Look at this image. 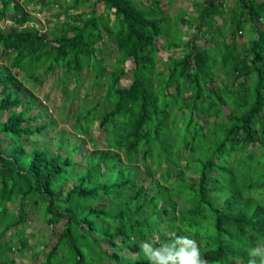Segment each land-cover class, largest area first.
Segmentation results:
<instances>
[{"label":"trees","instance_id":"1","mask_svg":"<svg viewBox=\"0 0 264 264\" xmlns=\"http://www.w3.org/2000/svg\"><path fill=\"white\" fill-rule=\"evenodd\" d=\"M225 5L172 21L161 0H0V264L27 251L28 211L50 230L39 264H148L140 243L176 235L207 264H248L264 243V0ZM54 7L47 31L32 13ZM57 68L76 122L51 151L56 119L30 87ZM92 76L96 102L74 103Z\"/></svg>","mask_w":264,"mask_h":264},{"label":"rangeland","instance_id":"2","mask_svg":"<svg viewBox=\"0 0 264 264\" xmlns=\"http://www.w3.org/2000/svg\"><path fill=\"white\" fill-rule=\"evenodd\" d=\"M138 3L143 2V0H136ZM192 1L193 0H161L162 6L167 10V14L170 16L171 20L173 21L174 18L178 13H180L183 10H188L191 12L193 15L196 13L193 12V6H192ZM233 4V0H226V7H229ZM38 5L36 4H31L28 6V9L32 10L37 8ZM98 12H101L103 9L102 4L98 5ZM89 9V8H88ZM60 12V8L54 7L51 8L50 10L44 11L43 13H36L33 12L32 15L38 17L39 22L38 25H42L43 27H46L47 31L52 28L56 22L57 19L59 18L62 20L65 15L64 13H60L61 15L57 17V15ZM218 21H221V18H218ZM8 28H11L14 26L10 21H5L3 26H6ZM179 22V26H181L185 31L187 30V26ZM188 32V31H186ZM187 37L185 36V39ZM247 39V34L244 35V37L241 39L242 41H246ZM198 44H203L208 46L209 43H206L204 41L203 37H200L198 40ZM165 54V53H164ZM8 61V55L6 53H1L0 54V64H5ZM131 62L127 61L125 64V69L130 68ZM158 66L160 68H164V66L161 64V62H158ZM109 70V68H108ZM61 72V69L57 68L56 71L50 73V74H45L44 75V83L42 86H35V88L32 86L30 89H32V92L38 94L40 96L41 102L47 106L49 113L44 116V119H51L54 117L56 119V125L55 129L48 128L45 132V137L46 138H51V145H50V150H54V143L56 142V135L61 132V131H66V132H74L72 130V126L76 122L75 118H65L62 119L61 113L64 112L65 110H69L71 103H72V97H67V95L62 91V89L59 88V86L55 83L56 79L59 77ZM129 73L127 76H124L122 78L121 84L122 85H128L130 83V77ZM93 76L91 77L90 80H87L85 83L81 84H71L69 87L70 88H77L78 87V92L76 93L74 103L80 104V102L83 103V107H87L91 103L96 102L95 101V95H98L101 91L97 90L95 88H89V86L92 84ZM28 84V83H27ZM41 87V88H40ZM29 89V90H30ZM88 93L86 96L84 93ZM102 106V107H101ZM101 110L104 111L105 107L103 105H100ZM37 108H33L32 112H37ZM101 111V112H102ZM30 112V113H32ZM100 130L101 128L98 126L97 123L94 124L92 128V133L93 136H99L100 135ZM7 141L8 139H5L3 137V134L0 135V147L5 149L7 147ZM87 141V140H86ZM101 140L98 142L100 143ZM25 142V141H24ZM42 144V143H41ZM89 144L87 143V146ZM254 150L258 151L259 147L258 145L254 146ZM75 159L79 158V155L74 156ZM9 207L12 209H15L17 207V204H9ZM42 218L38 217L36 218V213L33 211H28L27 214V221H26V226H25V237L28 239V249L27 251L23 250V253L19 252H13L11 256L15 259V264H39L40 260H42V255H37L33 254L34 251L38 252L43 245L48 243L49 238L48 235H50V230L47 226V224L41 220ZM9 232H7V235H9ZM33 233V234H32ZM33 246V247H31ZM107 264H113V263H107ZM235 264V263H232Z\"/></svg>","mask_w":264,"mask_h":264},{"label":"clouds","instance_id":"3","mask_svg":"<svg viewBox=\"0 0 264 264\" xmlns=\"http://www.w3.org/2000/svg\"><path fill=\"white\" fill-rule=\"evenodd\" d=\"M148 264H207L198 242L190 235H176L160 243L158 238L144 240L139 245ZM248 264H264V243L247 250Z\"/></svg>","mask_w":264,"mask_h":264}]
</instances>
